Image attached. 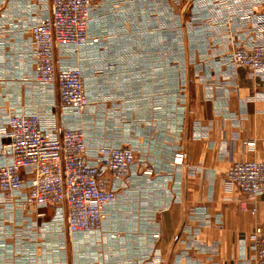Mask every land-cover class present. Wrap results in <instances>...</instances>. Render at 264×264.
I'll list each match as a JSON object with an SVG mask.
<instances>
[{
  "label": "crops",
  "instance_id": "crops-1",
  "mask_svg": "<svg viewBox=\"0 0 264 264\" xmlns=\"http://www.w3.org/2000/svg\"><path fill=\"white\" fill-rule=\"evenodd\" d=\"M47 6L0 0V161L6 116L35 112L59 132L83 127L91 148L127 145L136 162L96 236H68L53 208L0 191V264H253L264 194L246 198L225 174L264 161V72L227 59L264 45V0H97L98 42L55 55L82 72L81 114L54 110L55 87L33 78L29 28Z\"/></svg>",
  "mask_w": 264,
  "mask_h": 264
},
{
  "label": "built area",
  "instance_id": "built-area-1",
  "mask_svg": "<svg viewBox=\"0 0 264 264\" xmlns=\"http://www.w3.org/2000/svg\"><path fill=\"white\" fill-rule=\"evenodd\" d=\"M47 1L43 17L29 28L33 78L55 87L54 110L81 114L89 106L82 72L74 65L56 66L55 55L58 49L78 50L89 41L98 42L88 34L97 0ZM227 60L252 72H264V45L237 44ZM52 117L35 112L6 116L0 191L10 200L19 197L21 207L53 208L55 223L68 236H96L104 227L107 208L117 200V186L136 162L133 150L127 145L91 148L83 127L66 126L59 132L49 126ZM182 159L177 154L172 164L182 163ZM225 180L246 198L263 195L264 161L234 162ZM251 247L253 264H264V230L253 232Z\"/></svg>",
  "mask_w": 264,
  "mask_h": 264
}]
</instances>
